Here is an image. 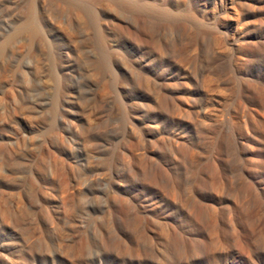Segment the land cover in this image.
Returning <instances> with one entry per match:
<instances>
[{"label":"rangeland","instance_id":"1","mask_svg":"<svg viewBox=\"0 0 264 264\" xmlns=\"http://www.w3.org/2000/svg\"><path fill=\"white\" fill-rule=\"evenodd\" d=\"M0 264H264V0H0Z\"/></svg>","mask_w":264,"mask_h":264}]
</instances>
